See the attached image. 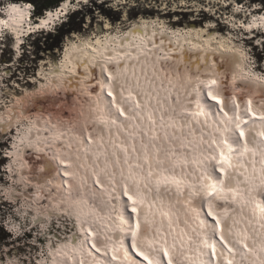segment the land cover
Returning a JSON list of instances; mask_svg holds the SVG:
<instances>
[{
  "label": "bare ground",
  "instance_id": "obj_1",
  "mask_svg": "<svg viewBox=\"0 0 264 264\" xmlns=\"http://www.w3.org/2000/svg\"><path fill=\"white\" fill-rule=\"evenodd\" d=\"M80 1L77 2L78 6L81 4L79 3ZM82 1L87 2L90 0ZM128 1L129 0H112L111 2L116 3L120 7L128 6ZM171 1L173 0H164L161 10L169 9V3ZM179 1L180 2L176 3L177 0H174L175 3H173L175 8H195L186 13L202 12L203 9L205 10L210 6V9H216L217 13L222 14L223 11H228V8L224 10V7H220V4H225V7L228 4L231 9V14L224 13L227 19L225 21L229 26L232 25L235 27V29H233L234 31H230L233 36L230 35L231 37L225 39L222 35L223 28L214 26L213 23L215 22H212L210 25L200 26L196 20H172V11H170L163 16H158L156 19L143 16L135 20L126 30H120L121 33L116 36H113V33L110 32L112 27H110L111 24L107 22L103 31L99 29L100 32L94 33L96 36H94L95 38H93L94 40L92 39V42L86 43V41L84 42L81 40L76 42L69 41L65 46L66 49L64 48V57H60L58 63L51 62L50 68L47 71L49 76V87L56 86L58 82L64 85L75 86L82 81L91 99L94 98L98 100L97 96L101 95L106 99V106H104L103 102L97 101V104L101 108L104 106L102 108L103 112L98 105L94 107L96 116L100 118L99 121H101V123L93 121L89 124L86 121L85 123L82 122L83 124L81 123L80 125L70 126L68 130L64 128H57L58 130H54L48 125L49 123H40L37 121L34 127L36 131L28 134L30 142L33 143V140L36 138H42L43 140L44 133L47 132L46 134L50 136L53 132L54 138L49 137L48 140L46 138L45 142L47 144L45 145L48 146V148L45 149H47L49 155H51V153H49L50 150H56L57 154L55 155L57 157L55 159H48L49 162L52 160L56 169L59 166H66L64 169H67L68 176H71V174L68 173L71 170H68L67 164L73 167L72 170L74 171L82 169L83 173L81 175L84 180L91 176L92 184H90L91 181H88L85 184V189H81L78 202L83 200L86 201L85 205L89 206L86 212L95 209L92 203L96 205L98 210L106 206L105 208L108 210V215L113 216V219H108L110 222L108 220L105 221V227L99 224V219L94 222L93 225L87 224V217H82L85 212H78L80 216L77 218L79 219L77 223H79L77 225L78 231L76 235L78 236L80 235L78 233H82L85 237L83 232L85 230L86 232L90 231L86 233L88 245H90L93 252L103 253H99V257H97V254L92 255V250L88 249L87 244L85 245L84 242L79 243L80 245L77 244L78 239L76 238L73 241H69L67 244L68 247L63 245L57 249L58 251L56 253H52L53 255L51 254L52 258H54V260H52L53 264H76L80 263V260L84 262L86 259L81 258H86V255L89 257L86 263L91 261V264H95V260L97 259L98 264H101L105 260H107L106 264H264V190L260 195L259 193H254L262 188V183L256 180L257 175L262 176L264 174V157L262 155V151H264V128H262V125H264V107L263 110H261L262 112H257L255 116L251 115L249 109L250 105L252 111L256 112L255 109H259L257 107L258 102L264 105V81L252 78V74L255 72L251 70L249 72L252 73V79L249 78V75H246L247 69L244 67L246 62L242 59L241 53L243 52L237 45L240 40L246 43L247 39L245 36L248 37L253 31L255 34V31H258L260 26L263 27L261 33L264 35V14L261 16L262 8L256 3L251 5L254 7V9L251 10L250 8L248 9V5L246 6V4L244 5L242 2L236 0H210L205 4V8L198 10L196 7H203V5L196 0ZM0 5L4 4L2 3ZM76 5L75 2L65 3L57 12L52 11L48 16H44L43 19L36 21L33 25L29 23V26H27V22H23L24 14L28 11L27 8L11 4L7 6L8 8L4 6V8L0 10V13L6 11L10 16V20L4 18L2 15L3 23L9 26L10 21H12L17 28V32H20V30L21 32L24 31V23H26L27 32L32 31V29H37L39 31L41 28L43 31H46L45 27L47 24H50V21H52L55 16H60L66 11L68 12L65 15L72 13L74 9L70 8ZM73 12H75V10ZM203 12L209 13L208 11ZM216 12L212 14L216 20L224 18L220 17L218 19ZM253 13L260 15V17L251 20L250 17L254 16ZM17 14L19 15V19L14 21L17 19L15 18ZM241 14L242 16H240ZM244 14L246 16H244ZM100 21L101 20H99V22ZM244 26L248 32L243 31ZM49 31L52 32L51 30H48V32ZM241 37L242 39H239ZM19 38V43L23 44L21 40L22 37ZM248 44L249 42L247 45ZM16 47L20 46L17 45ZM248 54L250 55V53ZM135 60H137L138 63L135 64ZM99 68L102 71V77H98ZM6 69L7 67H4L2 71ZM256 69V71L264 73L263 66H259V68ZM118 73L120 76H118ZM122 74L125 76L123 75L122 77ZM25 76L26 75H24V78ZM113 77L118 81L117 87L119 88V92L116 89L115 83H111V80H114ZM183 77H186L188 80L181 82V78ZM101 78L104 79L105 82L100 83L102 87L95 88L96 82ZM164 78H169L166 79L169 81L171 80L170 78L174 80L173 83L169 85V89H164L167 94H165V92L163 93L162 89L152 88L150 84V81L156 80L160 83L163 81L165 82L166 80H163ZM244 78H246V80H244ZM39 80L43 82L41 79ZM180 82L181 85H193L199 87V89L192 87L190 92L184 88L179 89ZM213 82H216V88H213ZM30 83L31 82L28 81L26 85H30ZM109 85L112 86L111 89H108ZM123 85L129 88L132 86V91L130 92L123 88ZM204 85H206V87H204ZM224 88L232 90V93L229 92L230 94L228 97L223 94L222 89L226 91ZM157 93L158 96H156ZM187 94H190L188 100L194 102L195 105L194 103L186 104L189 102L187 101ZM14 95V99L18 98L16 94ZM174 95L177 98H175ZM168 98H171V101L168 100ZM217 98L222 100L224 110L220 109L216 104L215 101ZM230 101L232 110L228 109V102ZM247 101L249 102L247 103ZM180 104L181 109H179ZM164 108L167 110L172 108L176 112H181L182 109H185V111L191 112V116L189 115L186 117L185 114L180 113L174 118L171 114L169 115V111H165ZM9 114L11 115V113ZM14 114L12 113L13 117L15 116ZM85 114H87V119L89 121L93 120L91 118L92 114L90 108L87 112L85 111ZM8 117L10 118V116ZM13 117L11 119H13ZM194 117L197 119H200V117L203 118L199 127H192ZM256 117L263 120H259ZM166 118L170 119L169 122L165 121ZM236 118L238 120H236ZM158 120L161 122L164 120L165 124L159 123ZM0 122L3 131L6 129L4 127L12 128L11 120L7 121L2 115L0 117ZM49 122L53 125L52 120H49ZM107 122L109 125L104 127L103 125ZM187 123L189 124L187 125ZM243 125L248 128V131L245 132L242 127ZM97 128L102 129L103 133H100L101 131H98ZM204 130L209 133H215V130H218L219 135L216 133V135L207 133L201 135L200 131ZM43 131L45 132L42 133ZM181 131L186 132L183 134L186 135V137L184 136L182 139L186 138V140H188L190 136L188 133H190L198 140L199 147L203 146V141L209 143L211 141L210 139H213V142L210 144L216 146V144L213 143L218 140L217 147H210L208 148L209 152L206 151L209 155L207 159V169L214 174L215 181L219 179L218 182H220V175L216 172L217 167L223 172L228 168V164L226 163L228 157L225 152L227 145L224 144L225 141L234 146V151L238 156L239 154L241 157L243 156L242 150H244V148L245 151H254L255 156L257 152V158L255 157L254 160L251 161V158L248 156L247 160L240 165L241 168L237 167L240 175L243 176L238 179L240 190H234V185L229 184L238 200L244 203H241V210L228 209V211H230L229 217H221L226 213H223L220 209L218 211L217 206L211 203V200H208L209 197H212V194L214 195V193L219 190L220 183L214 184L213 186L214 189L218 190L210 191L209 186L204 187L207 192L212 194L209 193L201 197L202 203L194 200L192 203H188L183 207H192L190 216L186 217L185 220L181 219L179 214L183 208L173 211L171 208L172 205L167 204V201H170L174 196H169L164 187L167 185L168 181L171 182L172 177L168 176L170 172L166 173L167 166L165 164L160 163V167H158L155 163H157L156 160L163 161V157L167 152V146H174V141L171 139L172 136L175 134H182ZM63 132L68 134V136L64 137L65 134ZM105 132L107 134H105ZM161 134L165 136V140L162 138ZM243 134H245V138L248 141L244 142L242 138ZM176 136L178 140H180L179 135ZM219 137H222L224 141L219 140ZM56 138H59V141H54ZM68 138H70V140H68ZM50 142L53 143L50 144ZM165 142L169 144L167 145ZM79 143H81V146H79ZM1 145L0 143V146ZM37 145L40 147L42 146L38 144V140ZM175 145H177L176 142ZM142 147H144V149H142ZM144 150H147L150 155L152 154L151 159L139 163L136 156L144 155ZM157 150L161 153L159 159L154 158L155 156L153 155V152ZM214 150L216 151L211 152ZM190 151L193 153V156H191L193 160L199 158L197 157L198 151L196 147L190 146ZM240 151L241 153H239ZM78 153H80V155H76ZM111 153H113V157L110 156ZM24 155L25 150H23V156ZM202 155L203 157L201 159L205 160L204 153ZM74 157H76V161L73 159ZM176 158L178 159L179 155H177ZM215 159H219L220 163L213 165L212 163L216 161H212ZM100 161H102V163H100ZM150 162L151 164L154 163L155 167L151 165ZM196 163L199 164V160H196ZM75 164H77L80 169ZM132 164L135 165L132 166ZM191 166L194 167L196 171H200V168H196L195 163L191 164L190 167ZM190 167L182 166L183 173H188L186 171H190ZM95 168H97L96 171H94ZM122 168H124V171H120L123 170ZM156 168L162 172L160 176L159 174L155 176ZM114 169L117 171L115 170V172H113ZM241 169L244 170V172L241 171ZM90 170H92L91 173ZM245 170L248 174L245 173ZM174 172H177V170L174 169ZM179 174L182 176L181 171ZM117 175H120V179H118ZM124 175L133 179L139 177V182L136 181L135 183L131 180L130 183L125 182L122 179ZM186 175L189 177L190 174ZM68 176L65 177L66 181L64 180V182H66L67 185L76 184L75 181L68 180ZM110 176H112L113 179H111ZM192 177L197 178V174L196 177ZM112 182L114 183L113 185H111ZM177 182L175 183L172 181V183L177 185L176 193L178 194V191L185 187L182 182ZM191 183L192 181H188L190 186H195ZM199 183L202 184L203 182ZM66 184H63L62 187L64 191L65 187H68L66 190L69 192V195H71V188ZM168 185L171 187V183L168 182ZM116 186L119 189V196H116ZM223 186L224 184L222 187ZM170 187L167 189H169L168 191L171 193L172 189H170ZM89 188L92 190L91 198H88ZM228 188L229 187L225 190L229 191ZM155 189H159V194L155 192ZM106 194H108L107 197ZM71 196L73 197V194ZM105 197L106 200L104 199ZM101 199L105 201H100ZM116 200L118 205H116ZM173 200L175 201V198ZM177 200L178 198H176L177 203L180 202ZM206 200H208V210L205 208ZM238 200H235L236 203L239 202ZM70 202L71 200L68 204H71ZM111 202L113 203V213L111 211L109 212ZM158 203L163 205L156 211L155 209L159 206ZM194 203L197 205H194ZM220 204L225 206L227 202L220 199ZM77 207H80V205ZM79 209L81 210V208ZM117 209H119L118 212ZM160 213L162 214L161 216L159 215ZM165 213H171L172 218H170L169 221L166 219L165 216L168 215ZM210 213L214 215L212 216L213 218L209 217ZM134 214H137L136 219L133 217ZM94 215L93 217L99 218L97 213ZM183 216L185 217L186 215L184 214ZM123 217L126 222H124ZM164 218L166 219L165 221ZM229 220L232 221V225L234 226L237 223L239 230L235 231L234 234H231L230 229H232V226H229ZM198 222L202 223L203 226L201 228L196 230L194 225L191 227L194 223L198 226ZM217 222L219 228H224L225 233H227V229H225L227 225L225 224L231 227L228 229L230 232L227 233L228 239L225 233H222L221 237H219L224 240L226 249L214 248L217 242H220L219 238L216 236ZM175 223L180 226L181 230ZM185 223L190 227L188 228L183 225ZM205 223H210L212 226H205ZM97 224H99L101 228L95 232L93 228H95ZM245 224V227L248 226V229H244ZM174 228L175 231L173 230ZM241 229L243 230L242 232L240 231ZM110 230H117V232L110 233ZM121 232H124L126 238ZM108 234L111 235V237H109ZM90 235L94 236L93 240ZM97 236H100L106 243L101 244L98 238V243H100L98 244L95 238ZM121 237H123V239ZM175 237H177V239ZM168 238L171 240L169 241ZM121 239L122 242L120 241ZM205 240L208 246L203 244ZM118 241L123 245H119L120 243L118 244ZM157 245L159 246L158 248L163 249L162 252L164 251V254L170 258L169 263H167L163 253L162 256L159 255ZM191 246L193 247L191 248ZM151 249L155 250V255L152 254ZM179 249L182 251H179ZM186 250H188V252H186ZM195 251L198 255L195 254ZM72 253L75 254V256L72 255ZM204 253L207 254L206 256L208 259L210 258L209 260L206 259L207 257ZM188 255L192 256L187 257ZM124 256L128 257L127 261L124 259ZM178 259L179 262L177 261Z\"/></svg>",
  "mask_w": 264,
  "mask_h": 264
},
{
  "label": "rangeland",
  "instance_id": "obj_2",
  "mask_svg": "<svg viewBox=\"0 0 264 264\" xmlns=\"http://www.w3.org/2000/svg\"><path fill=\"white\" fill-rule=\"evenodd\" d=\"M11 1L12 0H0V4L1 3L6 4L7 2L9 3ZM78 1L80 0L68 1V2H75L77 5L70 8V9H74L75 12H73L74 11L73 10L72 13L65 15L67 21H64V23L60 25V27H56L55 29H53L52 32L38 31L37 33H35L33 36L30 37L29 40H27V45L23 47L24 50H20V47L11 48V44H12L11 40H9L8 43L6 44H2L1 45L2 47H0V70H1L0 84L3 83L0 86V117L2 115V117H4L7 121L11 120L12 122L11 123L12 128L4 127L6 128L4 129V131L0 122V143L2 144L0 146V229L3 230L0 231V264H50V263L53 264L52 260H54V258H52V255L56 253L58 251L57 249L60 248L61 246L64 245L65 247H68L67 244L69 243V241H73L74 239L77 238L78 239L77 244L81 242L88 243L87 242L88 237L86 236V233L90 231L86 232L85 230L83 232L85 234V237L82 233H78L80 235L82 234L81 236L76 235L78 231L77 225L79 223V222L77 223V221L79 220L77 218L78 216H80L78 215L79 214L78 212H85L82 217H87L86 220L88 221L86 223L89 225H93V223L99 219L100 222L99 224L105 226L106 220H108L109 218L113 219V216L108 215V210H106L105 208L106 206H103L98 210L96 208V205L92 203L93 207L96 210L94 209L93 211L89 210L88 212H86L87 208H89L88 205H85L86 201L83 200L78 202L81 189L82 188L85 189V184L88 181L92 180L91 176L87 177L84 180L81 175L83 171L78 167L77 164L75 165L80 170H76V171L72 170L73 167L67 164L68 170H71L70 172H68L71 174V176H68L67 169H64L66 168V166L63 167L59 166L56 169V167L54 166V162L52 160L50 161L51 163L49 162L48 159H55L57 157L55 155L57 154L56 150L53 149L50 150L49 153H51V155H49L47 149H45L48 148V146L45 145L47 144L45 142L46 138L47 140L49 137L54 138L53 132L51 133L50 136H48L46 134L47 132L44 133L45 131H43L42 133H44L43 134L44 139L42 140V138L40 139L35 137L36 139L33 140V143L30 142V138L28 135L29 133L31 132L34 133V131H36V128L34 127H35V122L37 121L40 123H47V124L49 123L48 125L52 127V129L54 130L57 128L58 129L64 128L65 130H68L70 126L80 125L82 122L85 123L86 121L89 124L92 123L93 121H95L96 123L99 122L101 123V121H99L100 118H97L96 116L94 107L98 105L97 101L103 102L104 106H106L105 104L106 99L101 95L97 96L98 100H95L94 98L91 99V97L88 94V91L86 90L85 84L82 81L75 86L64 85L58 82L59 85L56 84V86L49 87L48 84L49 76L47 71L50 68L51 62L58 63L59 62L58 59L60 57H64V53L66 49L65 46L69 43V41L76 42L78 40L79 41L81 40L84 42L86 41V43L92 42V39L95 38L94 36H96L94 33L100 32L99 29L103 31V28H105L107 22L110 23L111 24L110 27H112L110 29L111 30L110 32L113 33V36L114 35L116 36L119 35L122 30H126L127 28H129L135 20H138L143 16L146 18L156 19L158 18V16H163L164 14L170 11H172L171 13L172 20H178V19L182 21L196 20L200 26H206L207 24L210 25L212 22H215L213 23L214 26H216L217 28L219 26L223 28L222 35L224 36L225 39L227 37L233 36V34H231L230 31H234L233 29H235V27H233L232 25L229 26L228 24H226L225 20L227 19L225 18L226 16L224 13L231 14L230 11L231 9L228 4L225 7V4L223 3L220 4L221 6L220 5L219 6L224 7V10L228 8V11H223L222 14H219L216 12V9H210V6L207 7L205 10L203 9L202 12L200 11V12L186 13L187 11L191 9L193 10L195 8H191V9L184 7L175 8L174 0L169 3L170 8L167 10H161L163 8L162 4L164 0H129L128 6H120V7L114 2L112 3L111 2L112 0L111 1L90 0L87 2L81 0L79 2L81 3L79 6L77 3ZM196 1L202 3L203 5V7L202 6L196 7V9L199 10L205 8V4L208 3L210 0H196ZM236 1L238 2L242 1V3L244 5L246 4V6L256 3L264 8V0H259L256 2H254L253 0H236ZM178 2L180 1L177 0L176 3ZM62 5L59 8V10L62 8ZM203 11H208L209 13ZM176 12H180V13H176ZM214 12H216L217 14L216 16L218 17V19L220 17H224V18H220V20H216L212 15L214 14ZM263 14L261 16H263ZM240 16H242V14ZM244 16L246 15L244 14ZM99 20L101 21L99 22ZM262 28L263 27L260 26V29L258 31H255V34L253 31L251 35H248V37L245 36V38L247 39L246 43L241 40L238 41L237 43L238 48L243 52V53L240 52L242 54V59L246 62V64L244 65V67L247 69L246 75H249L250 79L252 78L259 79L260 81H264L263 80L264 73L256 71L257 70L256 68H259V66H263L264 68V35H262L261 33ZM243 31L248 32V30L245 29V26ZM255 35L258 36L256 37ZM239 39H242V37ZM248 42L249 44L247 45ZM248 53H250V55ZM136 63H138L137 60H135V64ZM4 67H7V69L5 71H2ZM250 70L255 73L254 74L250 73L249 72ZM130 71L133 72L132 70ZM98 73H99L98 77H102V71L100 70V68L98 70ZM251 74H252V78H251ZM24 75H26L25 78ZM123 75L124 74H122L121 76L123 77ZM118 76H120L119 73ZM113 78H114L113 81L111 79L109 80H111V83L113 82L116 84L118 81H116L115 77ZM39 79H41L43 82H40ZM166 79L169 78H164L163 80ZM170 79H171L170 81L166 80L165 82L163 81L161 83L158 80L150 81V84L152 88L162 89L163 93L165 92V94H167V92L164 89H169V85L172 84L174 81L172 78ZM181 79H182L181 82L188 80L186 77H183ZM244 80H246V78H244ZM28 81L31 82L30 85H26ZM101 82H105V80L102 78L98 79L95 88H100ZM181 82L179 83V89L184 88L188 90V92L191 91L192 87L199 89V87H195L193 85L192 86L181 85ZM122 87L129 90L130 92L132 91V86L131 88L124 85ZM111 88L112 86L109 85L108 89ZM224 89H226V91L222 89L223 94L228 97V95L232 93V90H230L229 88L228 90L227 88ZM14 94H16V96L19 99L18 98L14 99L13 97L15 96ZM156 96H158V93L156 94ZM187 96H188L187 101H189L188 99L190 98V94H187ZM175 98L177 97L175 96ZM168 100L171 101V98H168ZM188 103H194V102L189 101L186 104ZM89 108L91 109V114H92L91 118L93 119L91 121L87 119V114H85V111L87 112ZM102 108L100 107V110H102ZM179 109H181V104L179 105ZM164 110L169 111V115L171 114V116L174 118H176L180 113L185 114L186 117H188L191 114L190 111H185V109H182L181 112H176L172 108H170L169 110L164 108ZM9 113H11V115ZM12 113L13 114L15 113L14 117ZM8 116H10V118ZM12 117L13 119H11ZM49 120L53 121V125H51V122H49ZM169 120H170L169 118L165 119L166 122H169ZM193 120L194 121L192 127H199V124L203 120V118L200 117V119H197L194 117ZM158 122L161 124H165L164 120L163 122L158 120ZM188 124L189 123H187V125ZM108 125L109 123L107 122L103 126L106 127ZM160 126L163 127L162 125ZM97 130L101 131L100 133H103L102 129L97 128ZM200 132L201 135L204 133L210 135H216L215 133H209L206 132L205 130ZM63 133L65 134V136L63 134L64 137L68 136V134H66L65 132ZM181 133L182 134H175L172 136L171 139L172 141H174L173 142L174 146H170V145L167 146V152L163 157V161L156 160L157 163H155L156 166L158 167H160V163H163L167 166L166 173L170 172L168 176L172 177L171 182L170 181L168 182L171 183V188L175 189V192L177 190V185L172 183V181L175 183L177 181H178L177 183L182 182L185 188L179 190L178 194L176 193L177 196L181 197L184 191H185L184 194H186V192H188V189L190 191V194L195 196L191 200L189 199V197L187 198L185 197L183 199L176 197V195L172 192V190L171 193L170 191H168L169 189H167L168 188V182H167V185L165 186L167 187L166 191L168 192L169 196L172 197L174 196L175 198V201L173 200L174 198H172L170 201H167V204L172 205L171 208L173 209V211L185 207V205H187L188 203H192L194 200L195 201L197 200L200 203H202L201 199L198 198L197 196L201 197L202 193L204 194V196L210 193L204 189L206 184L204 183L200 184L198 183V180L196 183L194 179L191 180L190 177L186 175L189 173L184 174L182 171V166L190 167L191 164L195 163L196 168L198 169L200 168V173L202 170H203L202 173L211 172L207 169V164H208L207 159L209 158V155L206 153V151L209 152L208 148L210 147L215 148L218 146L217 143L218 140H217L215 143H213L216 144V146H212V144H210L211 142L208 143L206 141H203V146L199 147L198 140H196L192 134L188 133L190 136L189 139L186 140V138L182 139V137L184 136L186 137V135H183L186 132L181 131ZM105 134L107 133L105 132ZM176 135H179L180 140H178V137ZM161 136L164 140L166 139L164 135L161 134ZM218 139L222 140V137H219ZM37 140H38V144L42 145L41 147L37 145ZM56 140L59 141V138L54 139V141ZM68 140H70V138H68ZM175 142L177 143V145H175ZM51 143L53 142H50V144ZM80 144L81 143H79V146H81ZM166 144L168 145L169 143L167 142ZM224 144L227 145L229 151L233 152V155L236 154L233 145L228 144L226 141L224 142ZM190 146L196 147L198 151L197 157H199L196 158V160H199V164H197L196 160H193V157H191L193 156V153L190 151ZM142 149H144V147H142ZM23 150H25L24 156H23ZM204 150H205L206 159L202 160L201 158L203 157L202 154L204 153ZM215 151L216 150L211 152H215ZM144 152H145L144 155L136 156L138 158L139 163L151 159L152 154L150 155L147 150H144ZM76 155H80V153ZM153 155L155 156L154 158L159 159L161 157V153L158 150L154 151ZM177 155H179L178 159L176 158ZM110 156L113 157V153H111ZM73 159L75 161L77 160L76 157H74ZM214 161L216 162L212 163L213 165L220 163L219 159L217 160L215 159L212 162ZM100 163H102V161H100ZM155 164L153 163L151 165L155 167ZM133 165L135 164H132V166ZM192 166L189 168L190 171L191 170L193 171V172L191 171L190 175L196 177V173H195L196 169ZM122 169L123 170L120 169L118 170L124 171V168ZM174 169H176L177 172H174ZM96 170L97 168L94 169V171ZM115 170L116 169H114L113 172H115ZM91 171L92 170H90V173ZM180 171L182 176L178 174L180 173ZM161 173L162 172L157 170L156 168L155 176L156 174L157 175L159 174L160 176ZM245 173L248 174L246 170ZM120 175H117L118 179H120ZM66 176H68V180L75 181L76 184L67 185L66 182H64ZM110 177L111 179H113L112 176ZM122 179L123 181L128 183H130V180L135 183L136 181L139 182L138 180L139 177L133 179L131 177L129 178L127 175H124ZM217 180L219 181V179ZM188 181H192L191 184L195 186H190L188 184ZM63 184H66L71 188L72 193L70 194L71 195L73 194V197L69 195V192L66 190L68 187H65V191H64V188L62 187ZM90 184H92V181ZM113 184L114 183L112 182L111 185ZM199 186L202 187L200 192L199 190H197V187ZM226 188L227 187L222 189V192L219 195L220 197L219 200L223 199L227 202V204L225 206L221 205L220 203L219 205H217L218 211L220 209L223 213H226L225 215L221 216L224 218L229 217L230 211H228V209L241 210V205H242L241 203H243L238 200L237 196L232 191L231 187L228 188L229 191L225 190ZM90 189L91 188L88 189V193H89L88 198H91L92 196L91 193L92 190ZM209 189L210 191L218 190V189H214V187H209ZM115 190H116V196H119V189L117 186ZM155 192L159 194L158 193L159 189H155ZM230 193H233V195H231ZM107 195L108 194H106V197ZM213 196L214 195L212 194V197ZM106 197L104 198L105 200ZM176 198H178L180 202L177 203ZM236 199L239 201L238 203H236L235 201ZM70 200H71L70 202L71 204H68ZM103 200L101 199L100 201ZM77 204L80 205V207H77L78 206ZM158 205L159 206H157V209H155L156 211L159 210L161 208L160 206H162L163 204L158 203ZM194 205L197 204L194 203ZM112 207H113V203L111 202V208L109 212L111 211L113 213L114 210H112ZM79 208H81V210ZM191 209L192 207L183 208L179 213L180 218L185 220L186 217L190 216ZM95 213H97V216H99V218L93 217L95 216L94 215ZM165 214L168 215L165 217L169 221V219L172 218L171 213H165ZM184 214L186 215L185 217L183 216ZM159 215L161 216L162 214L160 213ZM133 217H135L136 219L137 214H134ZM166 219L164 218V221ZM123 220L124 222H126L124 217ZM108 221L110 222V220ZM99 224H97L98 227L95 226V228H93L95 232L99 228H101ZM183 225H185L188 228L190 227L186 223ZM229 226H232V229H230L231 227L228 228L231 230V234H234L235 231L239 230L237 223L234 226L232 225L231 220H229ZM245 226L246 224L244 225V229H248V226L247 227ZM191 227H193V224L191 225ZM228 229L226 231L227 233H230ZM173 230L175 231V228ZM114 231L110 230V233L117 232V230ZM240 231L242 232L243 230L241 229ZM108 236L111 237V235L109 234ZM121 238L123 239V237ZM175 238L177 239V237ZM122 239L120 240L121 242ZM119 243L120 242L118 241V244ZM203 244L205 246H208L206 240L203 242ZM119 245L122 246L123 244L120 243ZM87 247L88 249L92 250L90 245L87 244ZM192 247L193 246H191V248ZM186 252H188V250H186ZM99 253H103V252H93V250L91 252L92 255ZM72 255L75 256V254L73 253ZM206 255L207 254H205V256ZM189 256L190 255H188L187 257ZM81 259H85V258L82 257ZM124 259H126L127 261L128 257H125ZM206 259H208V257ZM76 264H91V261H88V263H86V260L84 262L80 260V263H76ZM95 264H98V262Z\"/></svg>",
  "mask_w": 264,
  "mask_h": 264
},
{
  "label": "trees",
  "instance_id": "obj_3",
  "mask_svg": "<svg viewBox=\"0 0 264 264\" xmlns=\"http://www.w3.org/2000/svg\"><path fill=\"white\" fill-rule=\"evenodd\" d=\"M30 2L33 4L34 8L36 9V13L38 16H42L43 13L47 10L56 8L60 6V4L66 0H12L11 2ZM254 2L259 1V0H253ZM2 4V3H1ZM0 231H3L0 229Z\"/></svg>",
  "mask_w": 264,
  "mask_h": 264
},
{
  "label": "water",
  "instance_id": "obj_4",
  "mask_svg": "<svg viewBox=\"0 0 264 264\" xmlns=\"http://www.w3.org/2000/svg\"><path fill=\"white\" fill-rule=\"evenodd\" d=\"M2 6H3V5H0V7H2ZM117 84H118V83H116L115 86H116L117 91L119 92V88L117 87ZM103 179H104V178H103ZM104 181H105V180H104ZM97 243H98V242H97ZM98 244H100V243H98Z\"/></svg>",
  "mask_w": 264,
  "mask_h": 264
}]
</instances>
